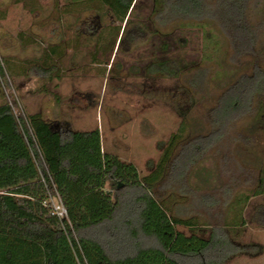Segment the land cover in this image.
Segmentation results:
<instances>
[{
    "label": "rangeland",
    "instance_id": "1",
    "mask_svg": "<svg viewBox=\"0 0 264 264\" xmlns=\"http://www.w3.org/2000/svg\"><path fill=\"white\" fill-rule=\"evenodd\" d=\"M203 1L205 13L194 18L137 0L124 28L125 21L96 4L0 0V103L8 102L18 117L40 112L73 129L99 127L104 149L134 163L141 176L155 169L182 126L173 154L188 140L209 137L184 181H164L157 194L177 216L198 220L205 233L223 230L235 246L225 264H264V195H253L264 186V79L241 112L218 127L211 118L230 85L264 74V0H241L246 50L233 37V19H226L237 0ZM51 45L60 47L53 55L60 77L30 69ZM177 60L185 71L167 74ZM248 194L243 222L229 224L238 213L232 205Z\"/></svg>",
    "mask_w": 264,
    "mask_h": 264
},
{
    "label": "trees",
    "instance_id": "2",
    "mask_svg": "<svg viewBox=\"0 0 264 264\" xmlns=\"http://www.w3.org/2000/svg\"><path fill=\"white\" fill-rule=\"evenodd\" d=\"M136 1L70 0L69 7H107L122 24ZM154 2L185 17H199L206 11L203 0ZM236 3L233 18L226 19H233L238 30L231 27L233 37H240L237 44L246 50L247 29L238 22L242 2ZM59 49L51 45L31 61L30 69L49 78L60 77L53 57L60 54ZM164 65L160 62L161 70ZM171 66L167 74L177 77L186 69L180 60ZM8 67L13 69L9 63ZM0 68L3 72L1 64ZM255 75L241 77L225 90L212 113L216 126L248 105L264 79L261 71ZM183 131L182 126L172 137L155 169L141 176L134 163L103 148L99 127L73 129L68 122L49 120L40 112L18 117L8 102L0 103V264H225L235 246L223 230L211 228L205 233L198 220L177 216L157 194L164 181L182 183L210 143L209 137L193 138L173 154ZM55 190L67 218L60 219L44 204L49 191ZM253 195H264V186ZM250 197L237 198L231 208L238 211L237 217L229 224L243 222L241 209ZM250 246L256 253L261 251L260 246Z\"/></svg>",
    "mask_w": 264,
    "mask_h": 264
},
{
    "label": "built area",
    "instance_id": "3",
    "mask_svg": "<svg viewBox=\"0 0 264 264\" xmlns=\"http://www.w3.org/2000/svg\"><path fill=\"white\" fill-rule=\"evenodd\" d=\"M44 204L49 205L52 212L56 214L60 219L68 217L67 209L56 190L55 193L49 191L48 198L47 200H45Z\"/></svg>",
    "mask_w": 264,
    "mask_h": 264
},
{
    "label": "flooded vegetation",
    "instance_id": "4",
    "mask_svg": "<svg viewBox=\"0 0 264 264\" xmlns=\"http://www.w3.org/2000/svg\"><path fill=\"white\" fill-rule=\"evenodd\" d=\"M155 3V2H154ZM136 4V3H135ZM155 6L157 5L156 3L154 4ZM159 5V4H158ZM135 6V5H134ZM160 6V5H159ZM161 7V6H160ZM134 8V7H133ZM129 16H130V13L128 14V16H127V19H129ZM127 19H126V21H125V24H124V28H126V26H127ZM142 27V26H141ZM141 29V28H140ZM141 31H142V29H141ZM128 32V31H127ZM131 32V31H130ZM127 34V33H126ZM154 36H157L158 38H160V35H159V30H155L154 31Z\"/></svg>",
    "mask_w": 264,
    "mask_h": 264
},
{
    "label": "water",
    "instance_id": "5",
    "mask_svg": "<svg viewBox=\"0 0 264 264\" xmlns=\"http://www.w3.org/2000/svg\"><path fill=\"white\" fill-rule=\"evenodd\" d=\"M121 185H122V183L119 184V186H121Z\"/></svg>",
    "mask_w": 264,
    "mask_h": 264
},
{
    "label": "crops",
    "instance_id": "6",
    "mask_svg": "<svg viewBox=\"0 0 264 264\" xmlns=\"http://www.w3.org/2000/svg\"><path fill=\"white\" fill-rule=\"evenodd\" d=\"M102 141H103V137H102ZM103 148H104V146H103Z\"/></svg>",
    "mask_w": 264,
    "mask_h": 264
}]
</instances>
